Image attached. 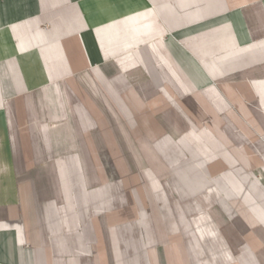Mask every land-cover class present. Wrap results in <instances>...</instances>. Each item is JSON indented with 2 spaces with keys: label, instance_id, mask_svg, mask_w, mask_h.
I'll list each match as a JSON object with an SVG mask.
<instances>
[{
  "label": "crops",
  "instance_id": "0c3cea01",
  "mask_svg": "<svg viewBox=\"0 0 264 264\" xmlns=\"http://www.w3.org/2000/svg\"><path fill=\"white\" fill-rule=\"evenodd\" d=\"M0 264H264V0H0Z\"/></svg>",
  "mask_w": 264,
  "mask_h": 264
}]
</instances>
